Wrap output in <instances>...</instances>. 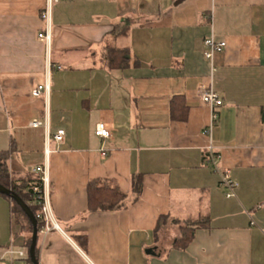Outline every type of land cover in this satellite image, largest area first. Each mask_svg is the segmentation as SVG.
I'll list each match as a JSON object with an SVG mask.
<instances>
[{
	"label": "crops",
	"instance_id": "crops-1",
	"mask_svg": "<svg viewBox=\"0 0 264 264\" xmlns=\"http://www.w3.org/2000/svg\"><path fill=\"white\" fill-rule=\"evenodd\" d=\"M49 1L0 0V151L14 175L46 166L56 225L38 229L39 264H264V0H53L47 22ZM210 35L225 41L212 61ZM108 47L127 51L124 66L105 62ZM209 86L223 102L211 139ZM210 142L237 183L231 197L206 163ZM99 177L125 192L119 208H87ZM201 218L174 248L173 221ZM19 220L0 195V264H31Z\"/></svg>",
	"mask_w": 264,
	"mask_h": 264
},
{
	"label": "trees",
	"instance_id": "trees-1",
	"mask_svg": "<svg viewBox=\"0 0 264 264\" xmlns=\"http://www.w3.org/2000/svg\"><path fill=\"white\" fill-rule=\"evenodd\" d=\"M126 59V50L108 47L107 55L104 60L109 66L117 65L119 67H122L126 64ZM170 108L171 116L173 118L183 117L185 105L180 96H175L172 98ZM9 153L10 151L7 150L0 151V184L14 191L24 201V203L29 206L30 210L33 212L35 218L37 219V227L39 229L42 225L40 219L37 218L39 204L36 202L32 192V184L38 183L39 175L35 173H25V175H14L10 173L7 165ZM207 156L208 155L206 154L205 159L207 158ZM141 182L142 177L140 174L131 176V189L136 194L140 192ZM0 195L7 198L11 202L14 223L20 224L19 217H22L25 220V223H22L21 227L22 229H25L27 226L26 231L28 233L25 235V239L26 245L29 246L32 232V225L29 219L23 213L20 206L17 205L10 197L4 194ZM124 198L125 192L121 190L119 185L112 178H92L87 182V208L89 210H115L123 204ZM159 220H164V217L161 216ZM203 222V218L184 221L174 220L173 223L178 226L180 233L179 236L174 240L172 246L174 248H185L191 241L194 230L200 227ZM27 257L28 261L30 262L29 256Z\"/></svg>",
	"mask_w": 264,
	"mask_h": 264
},
{
	"label": "built area",
	"instance_id": "built-area-1",
	"mask_svg": "<svg viewBox=\"0 0 264 264\" xmlns=\"http://www.w3.org/2000/svg\"><path fill=\"white\" fill-rule=\"evenodd\" d=\"M53 0H50L47 3L44 11L41 13V18L45 19L47 22L49 20V4ZM56 1V0H54ZM39 38L44 39L45 41H49L50 35L48 33V29L41 31L38 34ZM204 51L203 55L209 61H212L215 53L220 52L224 46L225 41H216L212 35L204 38ZM48 90L47 83L39 84L37 87L33 88L31 94L33 96H39ZM201 100L209 107L211 111V121L209 125L204 129V133H206L211 139V131L210 128L212 127L213 123L217 118V111L216 109L222 105V99L219 95L215 92L212 87H203L200 95ZM31 126H39L41 121L33 120ZM110 127L105 122H98L95 125L94 134L101 138H108L111 134ZM64 135L63 129H58L53 134V139L55 141H61ZM207 158L206 163L211 165L212 169L218 174L219 176V184L225 188V196L231 197L234 195V189L236 188L237 183L232 178L230 171L227 168H222L218 166L217 163V154L213 151V146L211 142L207 146ZM33 172L39 175L38 183L32 184V192L35 197L36 202L39 204V209L37 211V218L40 219L42 222V227L40 228L41 232L46 233L51 228H55L56 225L53 222V217L51 214V209L49 205V179L47 176V168L44 165H39L33 168ZM7 252L12 255L17 253L21 256H25L23 251H14L12 247L7 249Z\"/></svg>",
	"mask_w": 264,
	"mask_h": 264
},
{
	"label": "water",
	"instance_id": "water-1",
	"mask_svg": "<svg viewBox=\"0 0 264 264\" xmlns=\"http://www.w3.org/2000/svg\"><path fill=\"white\" fill-rule=\"evenodd\" d=\"M0 194H4L10 197L17 205L20 206L23 213L29 219L32 225V232L30 238V244L28 246V256L32 264H39L37 256H36V242H37V219L35 218L33 212L30 210L29 206L24 203V201L10 188H7L0 184Z\"/></svg>",
	"mask_w": 264,
	"mask_h": 264
},
{
	"label": "rangeland",
	"instance_id": "rangeland-1",
	"mask_svg": "<svg viewBox=\"0 0 264 264\" xmlns=\"http://www.w3.org/2000/svg\"><path fill=\"white\" fill-rule=\"evenodd\" d=\"M23 219V218H22ZM23 221H24V223H25V220L23 219ZM18 225V224H17ZM16 226V225H15ZM15 229H18V226H16L15 227ZM25 231L27 230V226H26V228L24 229ZM28 232L26 231V234H27Z\"/></svg>",
	"mask_w": 264,
	"mask_h": 264
}]
</instances>
